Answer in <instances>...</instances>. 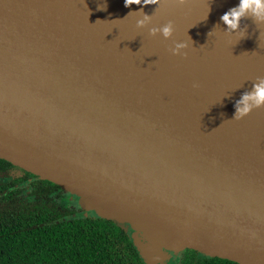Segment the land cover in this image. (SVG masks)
<instances>
[{
	"label": "water",
	"instance_id": "water-1",
	"mask_svg": "<svg viewBox=\"0 0 264 264\" xmlns=\"http://www.w3.org/2000/svg\"><path fill=\"white\" fill-rule=\"evenodd\" d=\"M237 3L144 6L149 27L173 22L165 40L124 0H0V159L76 198L83 218L131 228L144 264L186 250L264 264V108L231 120L264 76V24L224 34Z\"/></svg>",
	"mask_w": 264,
	"mask_h": 264
},
{
	"label": "trees",
	"instance_id": "trees-1",
	"mask_svg": "<svg viewBox=\"0 0 264 264\" xmlns=\"http://www.w3.org/2000/svg\"><path fill=\"white\" fill-rule=\"evenodd\" d=\"M29 187L19 202L7 201L13 188L0 189V264H144L130 238L111 221L97 220L93 228L88 220L63 219L57 207H52L56 218L49 219L51 199L46 198L59 188L47 181ZM108 232L125 244L122 255H114Z\"/></svg>",
	"mask_w": 264,
	"mask_h": 264
},
{
	"label": "clouds",
	"instance_id": "clouds-1",
	"mask_svg": "<svg viewBox=\"0 0 264 264\" xmlns=\"http://www.w3.org/2000/svg\"><path fill=\"white\" fill-rule=\"evenodd\" d=\"M188 0H174L177 6L187 4ZM163 0H124L125 7H131L132 5L141 6L139 10L133 11L138 13L139 18L136 20V27L138 29H148L149 35L155 37L157 35L162 36L165 40L172 38L174 33V25L172 21L159 26L149 27L152 24L153 14L155 13L158 5L162 4ZM152 5L155 7V11L152 15H148L143 12V7ZM98 10H105L106 2L98 4ZM210 10V9H209ZM208 10V11H209ZM130 12L128 15H130ZM208 13L202 20L207 19ZM245 18H251L256 25L264 24V0H238V3L225 11L220 17V22L225 26L222 31L224 34L232 36L238 34V40L243 38L246 34V26L241 28V21ZM217 29H221L220 24L214 25L213 30L209 31L210 37ZM243 33V35H241ZM237 40V41H238ZM189 47L187 42H173V46L169 48V51L174 56H187L186 49ZM252 87L250 90H246L241 93L239 99L234 102V113L231 120H241L250 115L255 109L264 108V76L257 77L252 81ZM194 88L199 87L198 82H193ZM236 89H233V91Z\"/></svg>",
	"mask_w": 264,
	"mask_h": 264
},
{
	"label": "flooded vegetation",
	"instance_id": "flooded-vegetation-1",
	"mask_svg": "<svg viewBox=\"0 0 264 264\" xmlns=\"http://www.w3.org/2000/svg\"><path fill=\"white\" fill-rule=\"evenodd\" d=\"M1 161L3 162L0 163V189H2L3 192H7L8 190L5 188H13L12 189L13 191L10 192L11 196L7 199V201L10 202L21 201V198L24 195V191L29 192L30 189L28 188H30L29 185H31V183L37 181H43L40 180L38 177L34 176L33 174L24 171L22 168L18 166H15L4 160ZM48 198L51 199V202H49L51 203L49 206L50 212L49 215L47 216V218L49 219L56 218V213L58 212H56L55 209H53L52 207H57L63 213V219L68 221L72 219L88 220L86 224L95 228L97 227L96 225L97 220H102L99 217L83 218L84 211L79 208L78 201L76 200V198H74L68 193L63 192L60 189L58 190L56 189L54 193L48 196L46 199ZM60 211L59 213H61ZM109 225L119 227L121 230L125 232L126 236L129 237L130 241L132 242L131 228L122 227L121 225L115 223ZM114 234L111 235L109 232L107 233L108 244L110 247H112V244H115L114 246L115 256L118 254L122 255L123 253H120V248L124 250L126 249V246L125 244H119L118 243L119 237L117 233L115 235ZM163 264H227V263H225L224 260L214 259L208 256L200 255L193 250H186L177 254L170 253V259L165 260Z\"/></svg>",
	"mask_w": 264,
	"mask_h": 264
}]
</instances>
